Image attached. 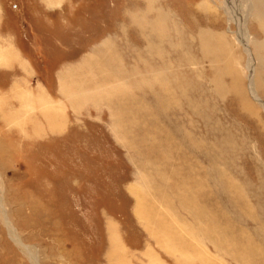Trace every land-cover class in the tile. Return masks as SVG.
Returning a JSON list of instances; mask_svg holds the SVG:
<instances>
[{"label":"rangeland","instance_id":"374dc122","mask_svg":"<svg viewBox=\"0 0 264 264\" xmlns=\"http://www.w3.org/2000/svg\"><path fill=\"white\" fill-rule=\"evenodd\" d=\"M1 65L0 264H264V0H0Z\"/></svg>","mask_w":264,"mask_h":264},{"label":"bare ground","instance_id":"6f19581e","mask_svg":"<svg viewBox=\"0 0 264 264\" xmlns=\"http://www.w3.org/2000/svg\"><path fill=\"white\" fill-rule=\"evenodd\" d=\"M147 1L150 2V1H154V0H147ZM151 4H152V2H151ZM151 8H152L151 5L148 6L149 13L153 12V11H152L153 9H151ZM157 13H158V12H155L156 15H158ZM146 14H148V12H147ZM241 29H242V28H241ZM242 33H243V32H242ZM242 33L240 34V36L243 35ZM238 38H239V37H238ZM239 39H240V38H239ZM240 40L243 41L244 38H241ZM2 51H3V50H2ZM242 103H244V102H242ZM245 105H246V104H245ZM247 106H248V105H247ZM251 112H253V111L251 110ZM212 222H213V221H211V223H212ZM15 241H17V243L19 244V241L16 240V238H15ZM223 241H224V240H223ZM22 246H23V245H22ZM23 248L27 249V247H24V246H23ZM28 248H29V247H28ZM25 249H24V250H25ZM26 251H29V250L27 249ZM28 253H30V252H28Z\"/></svg>","mask_w":264,"mask_h":264},{"label":"crops","instance_id":"0c3cea01","mask_svg":"<svg viewBox=\"0 0 264 264\" xmlns=\"http://www.w3.org/2000/svg\"><path fill=\"white\" fill-rule=\"evenodd\" d=\"M0 67H2V65H1ZM57 123H59V122H56L55 124H57ZM59 124H61V123H59ZM56 126H57V125H56Z\"/></svg>","mask_w":264,"mask_h":264}]
</instances>
